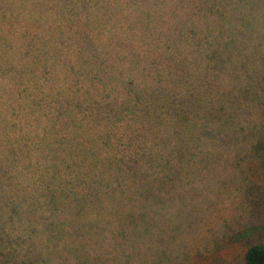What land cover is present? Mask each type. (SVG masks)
<instances>
[{
  "label": "trees",
  "instance_id": "1",
  "mask_svg": "<svg viewBox=\"0 0 264 264\" xmlns=\"http://www.w3.org/2000/svg\"><path fill=\"white\" fill-rule=\"evenodd\" d=\"M0 24V264H86L131 228L138 257L201 151L264 182V0H5ZM207 250L181 262L264 264L244 229Z\"/></svg>",
  "mask_w": 264,
  "mask_h": 264
},
{
  "label": "rangeland",
  "instance_id": "2",
  "mask_svg": "<svg viewBox=\"0 0 264 264\" xmlns=\"http://www.w3.org/2000/svg\"><path fill=\"white\" fill-rule=\"evenodd\" d=\"M0 1L5 5V0ZM136 21L137 18L129 14L125 22ZM124 28L127 30L126 26ZM135 28L132 26L131 31L134 32ZM149 37L152 35L149 34ZM4 39L5 25L0 24V41L3 42ZM6 58H9L8 52ZM250 116L255 120L254 111L250 112ZM215 148L218 149L217 146ZM196 156L197 162L185 169L180 198L173 199L172 208L162 207L153 214V219L157 223H163L165 217H169L172 222L171 225L166 222L169 226L167 228L155 227L151 230L157 240L152 239L147 245L140 243L138 247L135 244L134 247L139 252L138 257H135L137 251L131 244L132 228L130 229L132 233L126 237L122 236L118 243H112L114 239L110 237L108 231L103 232L94 238L100 243H109L108 245L99 248L93 242L84 243L83 247L86 250H82L90 253L86 264H97L93 258L94 254L103 255L107 259L105 264H178V262L181 264V258L210 249L212 242L219 241L224 234H233L244 229L248 236L264 238V182L259 181L260 171L255 174L252 166L245 170L246 175L249 174L247 179H251L247 181L246 175L236 172L232 162L234 160L227 154L212 153L208 150V153L201 151V154ZM251 182L254 185L261 184L253 193H250ZM193 188L195 193H191ZM173 214L175 216H172ZM193 264H202V261L197 257Z\"/></svg>",
  "mask_w": 264,
  "mask_h": 264
}]
</instances>
